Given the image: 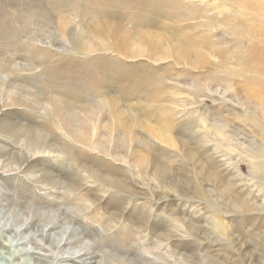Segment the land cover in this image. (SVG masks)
I'll return each mask as SVG.
<instances>
[{
	"label": "rangeland",
	"instance_id": "rangeland-1",
	"mask_svg": "<svg viewBox=\"0 0 264 264\" xmlns=\"http://www.w3.org/2000/svg\"><path fill=\"white\" fill-rule=\"evenodd\" d=\"M261 92L264 0H0V264H264Z\"/></svg>",
	"mask_w": 264,
	"mask_h": 264
},
{
	"label": "bare ground",
	"instance_id": "bare-ground-1",
	"mask_svg": "<svg viewBox=\"0 0 264 264\" xmlns=\"http://www.w3.org/2000/svg\"><path fill=\"white\" fill-rule=\"evenodd\" d=\"M178 57H179V60L191 61L194 67L198 66L200 63L204 64L200 57H197V59H191L188 50L184 46H180L178 50ZM257 98L264 102V93L263 92L259 93ZM64 120L67 122V119H64ZM8 127L12 128L16 132L19 131V132L24 133L23 138H22L23 142L20 146L24 147L26 149V152L18 151L19 154H16L10 157H5L6 149L5 147L0 146V153H1L0 154V163H1L0 170H4L3 172L27 171L33 166L32 162L36 157H40V156H51L52 157V153L57 152V151H58V154H61V155L65 154L64 153L65 151L63 149L57 150L55 148H52V142H51L50 137L48 135L45 136L44 134H42L40 130H37V131H34L32 129L29 130L27 129L28 127H26L25 125L23 124L18 125L17 123H14L13 125L8 124ZM218 130L222 131L221 128H218ZM48 178L51 181L52 179H55V177L52 176L51 172L43 171L37 177V181L43 182L48 185V183H50L49 180H47ZM12 257H14V259H12ZM12 257L10 256L8 257L6 264H19L20 263L19 261L15 262V259L17 258L16 254H13Z\"/></svg>",
	"mask_w": 264,
	"mask_h": 264
}]
</instances>
